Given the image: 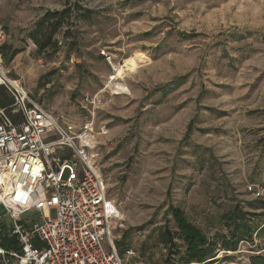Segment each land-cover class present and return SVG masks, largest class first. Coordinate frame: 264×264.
Returning <instances> with one entry per match:
<instances>
[{"label": "rangeland", "instance_id": "374dc122", "mask_svg": "<svg viewBox=\"0 0 264 264\" xmlns=\"http://www.w3.org/2000/svg\"><path fill=\"white\" fill-rule=\"evenodd\" d=\"M66 7L56 48L38 53L36 23ZM0 25L20 51L3 57L9 77L62 126L79 128L82 96L99 94L109 133L95 154L120 210L117 249L184 264L180 209L216 244L206 264L264 257V0H0ZM135 54L139 67L115 78ZM112 77L124 94L107 88ZM237 207L254 232L232 251L224 216Z\"/></svg>", "mask_w": 264, "mask_h": 264}, {"label": "built area", "instance_id": "2783aa9c", "mask_svg": "<svg viewBox=\"0 0 264 264\" xmlns=\"http://www.w3.org/2000/svg\"><path fill=\"white\" fill-rule=\"evenodd\" d=\"M6 40L0 25V47ZM0 87L13 100L0 109V264H139L134 247L114 244L120 210L95 154L109 133L98 128L99 94L82 96L76 128L12 80L1 53Z\"/></svg>", "mask_w": 264, "mask_h": 264}, {"label": "trees", "instance_id": "16d2710c", "mask_svg": "<svg viewBox=\"0 0 264 264\" xmlns=\"http://www.w3.org/2000/svg\"><path fill=\"white\" fill-rule=\"evenodd\" d=\"M70 9L66 7L62 11L47 12L35 25V31L31 32L30 38L37 45L38 53H42L48 49H55L57 41L54 38L58 31L63 28L65 19L67 18ZM0 53L8 61L13 60L20 51L13 49L8 44L0 47ZM13 104V100L8 91L4 87H0V109L7 108ZM8 113H10L8 111ZM243 210L235 208L231 213L224 216L226 227L231 229L233 241H226L224 237L223 246L227 250H237L238 244L243 240H251L254 229L248 223L244 222L246 216ZM173 216L178 227V232L181 240L184 243L185 252L181 257V262L184 264H206L208 260L214 258V250L216 244L210 242L204 232L193 225L180 209H173ZM169 236L165 239L167 245H170V252H173L174 236L168 233ZM125 244H119V252L122 254ZM254 264H264V257H254Z\"/></svg>", "mask_w": 264, "mask_h": 264}, {"label": "bare ground", "instance_id": "6f19581e", "mask_svg": "<svg viewBox=\"0 0 264 264\" xmlns=\"http://www.w3.org/2000/svg\"><path fill=\"white\" fill-rule=\"evenodd\" d=\"M143 57L140 54H135L130 58L126 59L122 64H120L116 68V77L115 78H122L126 72H134L140 65ZM107 88H111V91L114 94L121 95L125 92L122 91V86L120 83L115 82L113 77L111 78V82L107 85ZM101 93H105V90H102Z\"/></svg>", "mask_w": 264, "mask_h": 264}, {"label": "crops", "instance_id": "0c3cea01", "mask_svg": "<svg viewBox=\"0 0 264 264\" xmlns=\"http://www.w3.org/2000/svg\"><path fill=\"white\" fill-rule=\"evenodd\" d=\"M27 6H25V8H26ZM60 7H62L61 5H57V4H55V5H53V4H51V5H49V9H53V8H55V9H58V8H60ZM11 24L13 25V24H15L13 21L11 22Z\"/></svg>", "mask_w": 264, "mask_h": 264}]
</instances>
